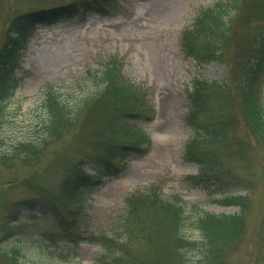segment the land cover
<instances>
[{"label": "rangeland", "instance_id": "obj_1", "mask_svg": "<svg viewBox=\"0 0 264 264\" xmlns=\"http://www.w3.org/2000/svg\"><path fill=\"white\" fill-rule=\"evenodd\" d=\"M59 1L63 0H0V47L11 30L5 24L13 13L6 15V11L22 12ZM218 1L109 0L107 3L116 4L112 10L100 9L87 19L75 16L37 25L23 69L18 72L24 79L0 128V157L10 156L0 158V251L15 255L24 264H97L101 244L69 242L63 237L66 224L56 214L57 208L64 219L72 216L75 208L71 207L75 206L61 189V181L81 158L96 152L94 145L100 144L101 138L107 137L95 115L80 114L66 133L44 147L36 162L14 157L13 151L17 145L40 139L45 132L41 123L47 119L42 106L46 84L60 91L72 106L95 90L93 75L116 57L125 83L146 95L153 107L149 120H132L151 137L152 146L142 156L124 157L113 172L107 171L104 162L86 158L88 169L108 174L76 193L83 203L82 212L90 213L99 230H116L124 198L156 184L165 197L184 199L190 226L205 211L239 213V205L222 200L227 195H243L247 197L244 236L229 248L226 264H264V146L237 125L227 141L208 148L211 164L217 162L208 175L222 176L216 183L204 182L208 189L188 178L199 175L201 166L184 158L186 143L194 134L186 119V93L197 78L224 81L227 70L218 62L198 64L187 57L181 50L180 35L199 9ZM231 76L235 77L231 86L238 101L242 75L235 70ZM187 234L194 238L197 231L190 227ZM73 250L78 254L69 258ZM147 253L151 264H162L155 251ZM190 258L196 263V256ZM0 264L11 263L2 256Z\"/></svg>", "mask_w": 264, "mask_h": 264}, {"label": "trees", "instance_id": "obj_2", "mask_svg": "<svg viewBox=\"0 0 264 264\" xmlns=\"http://www.w3.org/2000/svg\"><path fill=\"white\" fill-rule=\"evenodd\" d=\"M108 1L63 0L22 12L6 11V15H13L6 17L5 28L11 30L6 34L7 42L0 47V128L6 108L24 79L18 72L23 69L28 43L37 25L47 26L75 16L87 19L90 13L100 9L112 10L116 4ZM179 43L183 54L198 64L218 62L227 70L224 81L197 78L186 93V119L194 134L186 143L184 158L201 166L199 175L188 178L208 189L204 182L216 183L222 179L208 175L212 165L217 164L216 161L211 164L208 159V148L227 141L237 125L264 146V0H220L199 9L192 23L182 30ZM118 61L113 57L97 70L92 79L95 90L72 106L60 91L46 84L42 106L47 119L41 123L45 132L40 139L17 145L13 156L36 162L44 147L66 133L80 114L87 113L90 118L95 115L107 137L101 138V143L94 145L96 152L81 158L61 181V189L69 194L70 203L75 206L71 207L75 209L68 219L56 208L60 222L66 224L63 237L75 245L84 240L99 242L102 251L95 259L97 264H151L147 258L150 250L156 252L162 264H192V254L197 257L194 264H226L229 248L244 236L246 196L227 195L222 200L227 205H239V213L205 211L190 226L191 217L184 199L178 195L165 197L156 184L137 189L124 198L116 230H99L90 213L82 212L83 203L76 193L84 186L102 181L108 174L98 168L88 169L86 158L104 162L109 167L107 171L113 172L124 157L142 156L152 144L135 121L149 120L154 114L153 107L146 95L125 83ZM235 70L242 75L238 80V101L231 86L235 78L231 74ZM190 227L197 231L194 238L187 234ZM77 254L73 250L68 257ZM2 256L11 264H24L15 255L2 253Z\"/></svg>", "mask_w": 264, "mask_h": 264}]
</instances>
